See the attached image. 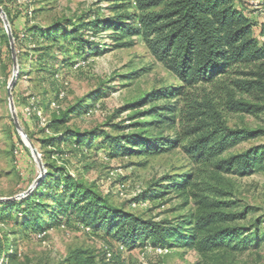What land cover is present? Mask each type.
Masks as SVG:
<instances>
[{"label":"rangeland","instance_id":"374dc122","mask_svg":"<svg viewBox=\"0 0 264 264\" xmlns=\"http://www.w3.org/2000/svg\"><path fill=\"white\" fill-rule=\"evenodd\" d=\"M239 1L252 14L255 34L259 36L264 23V0ZM124 2V12L118 13L114 8L121 2L114 0H0V7L11 14V30L21 37L17 71L31 69L30 74L17 77L12 89L13 103L19 123L31 136L45 170L48 171L50 164L54 166L53 173L66 171L82 178L110 198L115 206L143 219L174 222L187 214L191 205L182 207L177 191L161 197L158 194L160 187L180 183L182 177L192 172L191 162L183 152L174 149L152 156H116L110 152L111 139L132 131L127 126L128 116L133 111L127 106L145 94L175 83L171 74L151 57L141 39L134 38L132 47L116 49L112 31L96 32L84 27L95 17L114 19L133 12L128 1ZM56 24L67 28L66 38L62 29L57 35L52 33L50 38L45 37ZM6 33L1 20L0 199L26 192L40 175L39 165L12 119L8 87L15 69L6 47ZM79 40L95 44L91 54L87 49L82 52ZM137 71L140 73L133 79L126 78ZM57 111L68 112L69 117L55 134L48 124ZM228 121L233 128L257 131L260 135L229 150L224 157L264 146V112L233 115ZM77 134L90 136L76 146ZM55 137L58 140L53 145L44 144L48 138ZM220 185L230 195L226 200L237 203L232 209L234 212L245 207L253 209L241 226L248 229L256 221L263 225L258 232L254 230L247 235V250L229 253V256L219 254L216 264H264V170L244 178L223 176ZM48 192L44 190V194ZM140 195L155 197L143 204L136 201ZM44 220L47 230L36 235L13 225L12 221L8 224L0 221V237L6 233L9 239L0 264H76L77 253L103 255L106 249L110 250L107 259L111 261L105 258V264H197L200 261L199 255L187 247L173 248L162 254L148 244L125 248L103 231L85 230L75 222L48 228L47 214ZM16 254L17 258H9Z\"/></svg>","mask_w":264,"mask_h":264},{"label":"trees","instance_id":"16d2710c","mask_svg":"<svg viewBox=\"0 0 264 264\" xmlns=\"http://www.w3.org/2000/svg\"><path fill=\"white\" fill-rule=\"evenodd\" d=\"M114 1L121 2L115 6L116 12H124V1H128L133 12L114 19L95 17L84 27L96 32L112 31L116 49L132 47L134 38L141 39L151 57L171 74L175 83L145 94L127 106L133 111L127 126L132 131L111 139L110 152L116 156H152L180 149L191 162L192 172L182 177L180 183L160 187L158 197L177 191L182 207L191 205V208L174 222L146 220L115 206L82 178L66 171L53 173L54 166L49 164L44 179L28 197L0 203L1 223L12 221L13 225L36 235L47 230L44 227L47 214L48 228L75 222L85 230L103 231L125 248L148 244L170 252L173 248L187 247L199 255L197 264H216L219 254L229 256L247 250V235L254 230L258 232L263 223L256 221L248 229L241 226L253 209L245 207L234 212L237 203L226 200L230 195L220 183L226 175L244 178L264 170V146L224 157L229 150L260 135L257 131L231 127L228 118L264 112V104L261 105L264 23L257 36L252 14L239 0ZM4 12L12 29L11 14ZM61 29L66 38L64 24L50 28L45 37L57 35ZM12 34L20 62L21 37L14 30ZM5 38L14 66L7 33ZM78 44L88 54L95 46L82 40ZM30 73L29 67L23 72L20 69L17 77ZM139 73L126 78L133 79ZM143 107L148 109L137 111ZM53 115L48 128L57 134L69 113L57 111ZM77 135L76 146L90 136ZM27 136L32 143L31 136L28 133ZM57 140V137L48 138L44 144L51 146ZM49 181L52 182L47 187ZM170 181L174 180L170 178ZM45 189L48 194H44ZM154 197L140 195L136 201L145 204ZM8 243V235L3 233L0 257ZM109 251L106 249L103 255L81 252L74 259L76 264H105ZM9 258L15 259L17 254Z\"/></svg>","mask_w":264,"mask_h":264},{"label":"water","instance_id":"95a60500","mask_svg":"<svg viewBox=\"0 0 264 264\" xmlns=\"http://www.w3.org/2000/svg\"><path fill=\"white\" fill-rule=\"evenodd\" d=\"M0 18L3 21L4 27H5L6 32H7L8 39L10 42L11 51H12V55H13V60H14V69H15L14 75H13L11 82L9 84V87H8V100H9V104H10L12 119H13L14 125H15V127L18 131V134L20 135L23 143L25 144V146L27 148L30 149L32 156L36 159V161L39 165V168H40V175L38 176V178L34 181V183L30 186V188L26 192H24L18 196H15L13 198L0 199V203H3V202L21 200V199L28 197L36 189V187L40 184V182L44 179V177L46 175V170L44 169V165L41 162V156H40L39 152L34 147V145L31 143V140L28 138L27 134L25 133V131L21 127L19 120L17 118V114L15 111L14 103H13V97H12V89L16 83V79L18 76L17 53H16V49H15V40H14V37L12 34L11 26H10L9 20L7 18V15L5 14L4 10L1 7H0Z\"/></svg>","mask_w":264,"mask_h":264},{"label":"built area","instance_id":"2783aa9c","mask_svg":"<svg viewBox=\"0 0 264 264\" xmlns=\"http://www.w3.org/2000/svg\"><path fill=\"white\" fill-rule=\"evenodd\" d=\"M54 107L56 108V109H58V107L54 104ZM154 251H156L157 253H159V254H162V253H168L169 251L168 250H166V249H160V248H158V249H154Z\"/></svg>","mask_w":264,"mask_h":264}]
</instances>
